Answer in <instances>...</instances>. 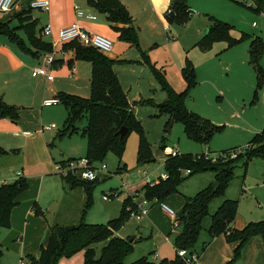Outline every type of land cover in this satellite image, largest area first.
Listing matches in <instances>:
<instances>
[{"label": "rangeland", "instance_id": "rangeland-1", "mask_svg": "<svg viewBox=\"0 0 264 264\" xmlns=\"http://www.w3.org/2000/svg\"><path fill=\"white\" fill-rule=\"evenodd\" d=\"M186 2L191 9V17L186 24H168L170 32H167L166 35L163 26L158 27L151 24L150 26L154 30L146 29L143 35L148 39L146 47L151 62L154 64L156 60L159 61V70L173 90L185 93L186 107L202 116L196 111L197 109L201 106L215 108L216 103L220 100L219 95L214 93L211 86L202 81L203 79H208L215 87L218 85L225 89L231 100L241 86L240 78L236 77L234 70L228 72V66H225L219 57L212 56L216 47H225L226 50L222 52L221 56L228 54L229 59L236 65L242 64L245 55L248 56L251 37H258L264 46V13L255 12L249 7L253 0H186ZM28 4L24 1L20 6ZM11 10L7 12L8 14L1 16L0 22L7 23L6 17L10 16ZM25 10L23 8V12L19 16L17 15V20H12L11 26L17 25V21L25 24L31 22L30 17H27L28 11ZM36 10L32 9V13L34 14ZM138 14L136 13L134 18V25L137 29L138 23L144 21L142 15L138 17ZM214 20L227 23L231 27L233 36L237 38L243 36L241 41L229 45L225 39H219L213 42L216 46L215 49L203 50L197 46V37H202L203 31L214 25ZM0 36L2 37V35ZM153 36L158 40H151L150 37ZM188 45L190 48H187ZM191 50L197 53L192 54V51L191 54H188ZM188 55H191L193 61L201 69L199 70L201 71L199 79L196 76V83L189 88L181 71L178 73L174 70V67L177 68L178 63H181V58L184 64L186 60H189ZM262 60L264 63V55ZM247 66L251 71L249 65ZM166 70L168 77L165 73ZM23 73L24 77L21 76L23 79H16L15 75L7 73L0 66V96L8 104L18 107V117L16 119L8 118L9 123L13 125L12 129L0 133V148L7 152L0 155V182L10 181L15 177L14 174L17 170L22 171L21 176L25 177L28 182L27 189L17 197L19 203L16 205L14 213L12 212L13 222L8 228H0L2 247L0 264H16L21 255L27 259L37 258L40 244L45 242L48 235L49 213L51 214L57 208V202L64 198L69 199L82 209V201L86 198V192L80 186L71 189V191L69 189L66 190L67 192L64 191L61 186V174L55 169L58 161L85 156L86 140L80 129L85 126L86 117L84 116L77 123L78 131L59 137L58 134L64 128L67 115L65 106L62 103L42 105V78L45 77L38 75L31 77L30 69H26ZM141 85L143 98L153 102L159 99V90H151L147 78L141 81ZM88 95H90L89 92ZM229 103L232 102L229 101ZM196 104L198 106L195 107ZM153 106L146 104L135 110L136 118L149 142L153 160L146 163L137 161L138 135L135 131H131L127 136L120 159L108 152L102 159L95 161L94 164L97 168H100L101 164H105L106 168L98 172L99 179L91 189V205L84 218L86 223L107 225L108 221L118 217L125 198L128 196L132 198V195L136 193L140 197L143 194L142 187L147 183V180L156 179L157 176L164 173V160L170 154L171 149L177 148L180 154L204 153L211 160L219 158L212 153L219 154L227 150L228 146H224L220 142L215 144V139L212 138L208 147L189 138L184 132V125L181 121L174 122L170 134H168L165 132V126L169 121V116L165 113L156 114L155 106ZM51 124H55L56 127L51 130H41L42 126ZM15 129L18 136L12 134ZM161 137L163 141L160 144ZM207 151L211 155L206 153ZM246 170V175L243 176L242 168L236 167L234 178L224 189V196L239 200L237 219L244 217L249 220L248 222L264 220V215L257 220L251 218L264 210V158L257 157L251 160ZM144 171L148 173L147 177H145ZM212 174L213 172H196L186 176L179 187V192L171 197V201L165 203L176 213L180 212L184 196H192L207 186L208 178L212 177ZM148 177L149 179H147ZM114 192L117 193L116 196L111 195ZM104 194L110 197L108 201L103 200ZM219 200L220 198L214 199L209 208L210 213L216 208ZM33 207L46 212L45 216L27 214V211ZM151 207L147 217L140 220L129 217L124 225L115 232L117 237L136 239L132 253L125 258L126 263L142 256L153 260L152 257L157 251L162 259L170 260L175 256L173 238L179 228H176L175 231L172 229L170 219L160 210L158 203ZM208 223L209 216H206L201 233L204 232ZM20 236L22 240L18 239ZM105 244L106 241H102L94 245L97 257ZM81 256L82 251L70 258H61L58 264H82Z\"/></svg>", "mask_w": 264, "mask_h": 264}, {"label": "trees", "instance_id": "trees-1", "mask_svg": "<svg viewBox=\"0 0 264 264\" xmlns=\"http://www.w3.org/2000/svg\"><path fill=\"white\" fill-rule=\"evenodd\" d=\"M87 3L97 13L105 16V20L117 30L121 40L136 47L142 63L148 66L161 90L165 93V98L160 103L141 99L134 104L155 105L156 114L165 113L169 116V120L181 121L184 125V132L189 138L202 145H208L213 134L222 127L186 107L185 93L173 90L163 73L151 62L148 49H144L140 44L137 29L132 23V16L127 8L120 0H87ZM249 7L255 12L264 13V0H253ZM26 10L28 11L27 17H30L31 8L28 7ZM22 12L21 10L20 13ZM20 13L17 15L19 16ZM190 17L191 10L186 0H172L165 15L168 24L171 25L185 24ZM30 21L27 24L18 22L15 27H10L8 22H0V34L5 35L21 52L33 57H36L40 52L51 51L50 43L35 35L36 21H32L31 18ZM19 29L25 31L27 42L17 33ZM230 30L231 27L227 23L214 20V25L196 42V45L205 50L211 48L213 42L219 39H225L229 45L241 41L243 36L232 37ZM70 46L73 47L77 59L91 63L90 95L87 98L64 92L56 95L59 103L65 106L67 112L64 128L58 136L78 131L77 123L85 116L86 124L80 131L86 140L84 157L91 164L102 159L108 152L120 159L127 136L131 131H135L138 135L137 161L146 163L153 160L149 142L133 112V104L129 103L126 92L113 70L115 60L88 46H82L75 42ZM248 54L249 63L256 73V85L261 87L264 84V72L260 66L263 42L258 37L250 38ZM181 73L188 83V88L196 83V72L190 60H186ZM6 117L16 119L18 107L8 104L0 96V118ZM121 127L127 128V132L123 136L117 134ZM162 141L163 138H161L160 144ZM231 150L233 149L223 152L227 153ZM6 153L0 148V155ZM257 157L264 158V129L256 133L251 138L248 148L238 152L234 158L220 157L212 159V161L204 153L196 155L179 153L175 156L170 154L166 156L163 164L166 178L158 176L153 183L147 182L143 185L142 195L146 199L163 202L167 197L179 191L186 176L196 172H213L214 181L217 182L215 188L210 183L194 195L185 197L181 210L177 214L179 231L173 238L175 252L180 248L195 251L194 247L198 235L203 229V221L206 216H209L206 229L211 236L225 234L229 242L237 243L233 251V259L238 258L241 248L254 235H259L264 245V220L248 222L241 229L231 228L237 214L238 200L224 198V189L234 178L236 167L242 168L244 176L249 161ZM71 159L73 158L57 163L64 165ZM185 170H189V173L184 174ZM61 179L65 188L74 189L80 186L86 192L79 221L72 224L55 223L51 225L45 243L40 245L39 256L26 258L27 264H58L61 258H70L80 251L83 252L82 264H157L146 256L130 263L125 262V258L133 251V243L128 239L117 237L115 232L124 225L130 217V212L137 207L130 196L124 199L119 216L108 221L107 225L89 224L84 220L85 213L91 205V189L99 178L87 181L80 178L79 175L69 172L66 175H61ZM27 187V179L21 176L12 182L0 185V228L10 226L11 211L18 204L17 197ZM216 198H220L221 202L210 213L209 208ZM35 212V214H43L37 207ZM102 241H106V244L97 257L94 245ZM1 248L0 243V256ZM158 264H184V262L175 253L174 259H162Z\"/></svg>", "mask_w": 264, "mask_h": 264}, {"label": "crops", "instance_id": "crops-1", "mask_svg": "<svg viewBox=\"0 0 264 264\" xmlns=\"http://www.w3.org/2000/svg\"><path fill=\"white\" fill-rule=\"evenodd\" d=\"M24 1H26V4H28L29 1L31 0H16L14 6L12 7L11 10L12 12L9 13L10 16L6 17L8 25L10 27H15L18 25V21H17L16 22L17 25L11 26L12 20H17V14L20 13L23 8L27 9L29 7L28 5L20 6V4ZM120 1L127 8L128 12L132 16L133 25H134V18L136 17V13H139L138 17L142 15V17L144 18V21L142 23H138L139 25L138 29L136 28L138 32L140 44L144 47V49H148L146 47L147 46L146 44H148L147 43L148 39L143 35V32H146V29L154 30V28L150 26L151 24L158 27L163 26V31L165 32V35L168 34L167 32H170L169 25L166 22L165 15L167 13L169 4L172 0H120ZM75 6H79L85 13L92 14L93 16H95V19L89 20L84 17L81 18L76 17L74 10ZM5 14H0V19L1 16ZM29 16L32 21L34 20L36 21L35 35L41 38L42 40H44L45 42L50 43L51 51L40 52L36 57H33L30 54L21 52L17 48V46L11 41H9V39L5 35L0 34L2 35V37L0 36V66L7 73L15 75L16 79H20V80L23 79L21 78V76L23 75L24 77L23 72L26 69L28 70L30 69L31 77H35V76L37 77V75L33 74V68L43 63V58L45 55L47 54L52 55L54 58V63L50 67L49 73L52 75L53 78L51 80L42 78L43 100L47 98L56 97V95L61 92L75 94L85 98L89 97L88 92L90 94L91 63L89 61L77 59L75 57L74 49L73 47L70 46V44L74 42L54 41V45H52L51 38H47L41 35V30L45 25H50L53 31L56 32L58 29L65 27L73 22H77L81 27L85 28L86 30L105 36L112 41L111 51L104 54L109 58L115 60L116 63L113 65V70L116 73V76L122 88L126 92L129 103L133 104L132 108L134 114L136 108L142 106L140 104H134V103L141 99H145L142 96L143 89H142L141 81L146 78L147 81L150 83L151 90H155V89L159 90V96H158L159 99H157V101L154 103H160L161 101L164 100L165 98L164 91L161 90L159 84L156 82L148 66L142 63L140 54L136 49V47L121 40L119 38V33L117 32V30L114 29L112 25L105 20V16L103 14L97 13L93 8H91L88 5L87 0H49L48 10L45 11V10L37 9L36 12L33 14L31 8L29 12ZM155 32L158 33L156 30ZM17 33L21 38H23L27 42L26 34L23 29H19ZM203 34H205L204 31ZM230 34H231V30H230ZM158 35L160 36L159 33ZM231 36L237 38L232 34ZM150 38L151 40H158L157 37L155 36ZM197 38L198 41L201 37L200 38L197 37ZM215 47L216 46L212 44L211 48L215 49ZM187 48H190L189 45ZM224 50H226L225 47H218V48L216 47V50L212 56L214 58L219 57V60L223 62L225 66H228L227 67L229 70L228 72L234 70V72L236 73V77L240 78L241 86L238 88V92L236 94L234 93L235 97H232L231 100L229 99V93L225 89H222L218 85L217 87H215L210 83L208 79H203L202 81L210 85L212 91L219 95L218 97L220 98V100L219 102L216 103L215 108L212 109L207 107L203 108L201 106L196 111L200 113L202 116L207 117L212 123L222 127L219 131L215 132L211 137L212 139H215V144H217L218 142L223 143L224 146H228L226 148L227 150L230 149L243 150L244 148L249 146V142L251 138L256 133L264 129V84L261 87H257L256 73L252 65L249 63V54L247 57L245 55V59L243 60V63L238 66L231 59H229L230 57L228 54L221 56ZM192 51H193L192 54L197 53L196 51L191 50L188 54H191ZM263 55H264V46H263V54L260 59V66L264 72V63L262 60ZM188 57L189 60L192 62L196 72V76L199 79V76L201 74V71L199 70L201 69L193 61L191 55H188ZM181 63H178L177 68L174 67V70L177 71L178 73H180L182 67L184 66V62L182 58H181ZM154 64L157 68H159L158 67L160 66L159 61L156 60ZM247 65H249L251 71L250 69H248ZM207 69L209 70V68ZM167 70L165 71V73L166 76L168 77ZM229 101L232 103H229ZM198 104L194 106L196 107L198 106ZM154 108L155 111L157 112V108L156 107ZM169 122L170 120L166 123L165 132H167L166 127H168ZM12 127L13 125L9 123L8 117L0 118V133L10 131ZM15 131L16 129L13 131L12 133L13 135ZM18 135L19 134L14 136H18ZM212 139L210 140L212 141ZM206 146L208 147V145ZM172 150H177L179 153V150L177 148L171 149L170 152ZM206 153L210 154L209 151H207ZM212 155H218V154L212 153ZM71 158H75V157H71ZM18 172H20L19 175ZM161 174L159 176H161ZM14 175L15 177H13L10 181L4 180L0 182V185L3 183L14 181L15 179H17L22 175V171L17 170ZM144 175L145 177H147L148 173L146 172V174ZM147 179H149V177ZM155 180L156 179L147 180V182L153 183ZM214 182L215 181H214V173H213L212 177L210 176L208 178L207 185H209L210 183L213 184ZM61 186L64 191L68 190L67 188L64 187L62 179H61ZM69 190L71 191V189ZM173 195L174 194L163 200V203L167 205L165 202L171 201L172 200L171 197ZM185 197L186 196H184V199ZM224 198H228V197L224 196ZM104 201H108V200H104ZM83 202L84 201H82V205ZM220 202L221 200L217 202L216 207L220 204ZM156 203H158V207L160 208V202H156L153 200L150 202L149 210L150 208H152L151 206ZM15 207H13L11 211L10 224L14 220L13 211H15ZM35 211H36V207H33L32 209L27 211V214L29 215H31V213L35 214L36 213ZM262 211L263 212H261L259 215H256L255 217H251L252 220H257V218H262L260 216L264 215V210ZM42 213L43 214L41 215L45 216L46 212L42 211ZM80 213H81V209L78 208L76 205H74L69 199L64 198L59 202H57V208L51 214L49 213L50 219L48 222V235L50 232L51 225L55 223L72 224L70 222H77L79 221ZM178 213L179 212H177V214ZM237 216L238 213L236 214V217L231 224V228L241 229L246 225V222H248L249 220L244 217L237 219ZM177 228H179V226ZM173 230L175 231V229ZM18 239L22 240V237L20 236ZM128 240H131L134 247V242L136 241V239L131 238ZM236 245H237L236 242H229L226 239L225 234L211 236L210 233L205 228L203 233H201L200 231L194 249L196 252L199 253L200 264H264V245L259 235L252 236L241 248L238 258L233 259L234 257L233 251ZM20 258L26 259L23 255H21L18 258V260ZM81 258L83 261V252ZM152 258L153 260L151 259L149 260L157 264L162 260V258H160V254L158 253V251L155 252ZM172 259L174 258H171L170 260Z\"/></svg>", "mask_w": 264, "mask_h": 264}, {"label": "built area", "instance_id": "built-area-1", "mask_svg": "<svg viewBox=\"0 0 264 264\" xmlns=\"http://www.w3.org/2000/svg\"><path fill=\"white\" fill-rule=\"evenodd\" d=\"M16 0H0V14H5L11 10ZM253 3V2H252ZM28 6L32 9L48 10L49 0H31ZM75 15L78 18L84 17L89 20L95 19V16L89 13H85L79 6L74 7ZM41 35L47 38H51L52 45L56 42H78L83 46L91 47L98 52L107 53L112 49V41L100 34L90 32L85 28L81 27L77 22H73L65 27L58 29L56 32L53 31L50 25H45L41 30ZM54 63L52 55H45L43 63L33 68V74L38 76H44L47 80H51L53 77L49 73L50 67ZM59 103L56 97L47 98L43 100V105L49 106ZM55 124L44 125L42 130H50L55 128ZM18 133L15 132L14 135ZM244 148L243 150L247 149ZM241 149L231 150L227 153L221 152L217 156L220 158H234L238 152H242ZM179 154L177 150H172L170 155L175 156ZM214 160V159H213ZM106 168L105 164H101L100 168H97L94 164H91L86 157L73 158L65 162L64 165L56 163L55 169L61 175H66L71 172L79 175L80 178L93 181L98 177V172L103 171ZM189 170H185L184 174H188ZM20 172H18V175ZM146 174V172H144ZM161 178H166V174L163 173ZM116 192L112 193V196H116ZM104 200H109L110 197L107 194L103 195ZM133 202L136 203V209L130 212V217L140 220L147 216L149 211L150 200L146 199L143 195L140 197L136 194L132 195ZM161 210L169 217L172 225V229H176L179 226L177 220V213L174 212L170 207L165 205L163 202L160 203ZM176 254L180 257L184 264H200L199 253L196 251H189L185 248L176 250ZM16 264H27L26 259L20 258Z\"/></svg>", "mask_w": 264, "mask_h": 264}, {"label": "water", "instance_id": "water-1", "mask_svg": "<svg viewBox=\"0 0 264 264\" xmlns=\"http://www.w3.org/2000/svg\"><path fill=\"white\" fill-rule=\"evenodd\" d=\"M207 30L204 31V33H206ZM174 120L171 119L170 122H169V125L167 127V132L170 133L171 131V126L173 124ZM127 132V128L126 127H121L118 131H117V134L120 135V136H123L125 133ZM217 186V182H214L213 183V187L215 188ZM129 242H131V240H129Z\"/></svg>", "mask_w": 264, "mask_h": 264}]
</instances>
